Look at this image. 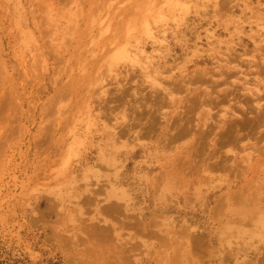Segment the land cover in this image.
<instances>
[{"label": "rangeland", "instance_id": "374dc122", "mask_svg": "<svg viewBox=\"0 0 264 264\" xmlns=\"http://www.w3.org/2000/svg\"><path fill=\"white\" fill-rule=\"evenodd\" d=\"M18 259L264 264V0H0Z\"/></svg>", "mask_w": 264, "mask_h": 264}, {"label": "trees", "instance_id": "16d2710c", "mask_svg": "<svg viewBox=\"0 0 264 264\" xmlns=\"http://www.w3.org/2000/svg\"><path fill=\"white\" fill-rule=\"evenodd\" d=\"M14 264H33V263H31L30 261H28V260H15V263ZM34 264H59V263H57V262H54V261H51V260H48V261H42V262H37V263H34Z\"/></svg>", "mask_w": 264, "mask_h": 264}, {"label": "bare ground", "instance_id": "6f19581e", "mask_svg": "<svg viewBox=\"0 0 264 264\" xmlns=\"http://www.w3.org/2000/svg\"><path fill=\"white\" fill-rule=\"evenodd\" d=\"M131 50H132V49H131ZM134 50H135V49H134ZM132 52H133V51H132ZM137 52H138V51H137ZM138 55H139V54H138ZM132 56H134V55H132ZM145 58H146V56H145ZM145 58H144V59H145ZM144 59H143V60H144ZM3 62H4V60H3ZM144 62H145V61H144ZM5 71H6V70H5ZM12 84H13V83H12ZM8 85H9V84H8ZM14 85H15V84H14ZM14 87H15V86H14ZM257 89H258V88H257ZM231 90H232V89H231ZM261 92H263V90H262ZM226 93H229V92H226ZM247 94H248V93H247ZM251 94H252V93H251ZM252 95H253V94H252ZM250 97H251V96H250ZM257 98H258V97H257ZM202 102H203V101H202ZM215 103H216V102H215ZM261 111H262V110H261ZM259 114H260V113H259ZM123 116H124V115H123ZM12 118H13V117H12ZM247 118H248V117H247ZM13 120H14V119H13ZM248 120H249V119H248ZM250 120H251V119H250ZM219 121H220V120H219ZM230 121H231V120H230ZM252 121H255V120L252 119ZM240 122H241V121H240ZM246 122H247V121H246ZM255 123H256V121H255ZM225 124H226V123H225ZM228 124H229V123H228ZM240 124H243V123H240ZM246 124H247V123H246ZM231 125H232V124H231ZM249 125H250V124H249ZM223 126H224V125H223ZM227 126H229V125H227ZM234 126H235V125H234ZM251 126H252V125H251ZM11 130H12V129H11ZM238 130H239V129H238ZM208 131H209V130H208ZM226 131H229V129L226 130ZM232 131H233V130H232ZM232 131H231V132H232ZM179 132H180V131H179ZM223 133H224V132H223ZM224 134H225V133H224ZM229 134H230V133H229ZM179 135H180V134H179ZM236 135H237V134H236ZM228 137H230V136H228ZM224 138H225V137H224ZM226 138H227V136H226ZM230 138H231V137H230ZM220 139H221V138H220ZM220 139H219V140H220ZM219 140H218V141H219ZM232 140H233V138H232ZM214 143H215V142H214ZM227 143H228V142H227ZM261 157H262V156H261ZM259 159H260V158H259ZM224 163H225V162H224ZM222 164H223V163H222ZM226 165H227V164H226ZM225 167H226V166H225ZM246 191H247V189H246ZM192 240H193V238H192ZM73 252H74V251H73ZM99 259H100V258H99ZM101 260H102V259H101ZM107 261H108V260H107ZM103 263H104V262H103Z\"/></svg>", "mask_w": 264, "mask_h": 264}]
</instances>
